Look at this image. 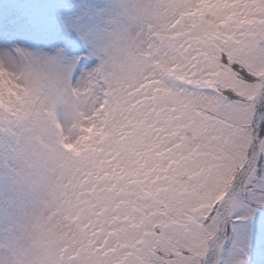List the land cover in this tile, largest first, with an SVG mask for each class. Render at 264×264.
Masks as SVG:
<instances>
[{"label":"snow or ice","instance_id":"6c2138e0","mask_svg":"<svg viewBox=\"0 0 264 264\" xmlns=\"http://www.w3.org/2000/svg\"><path fill=\"white\" fill-rule=\"evenodd\" d=\"M0 264H264V0H0Z\"/></svg>","mask_w":264,"mask_h":264}]
</instances>
